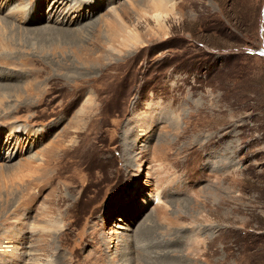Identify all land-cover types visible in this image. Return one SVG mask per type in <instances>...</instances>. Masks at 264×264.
Returning a JSON list of instances; mask_svg holds the SVG:
<instances>
[{
	"label": "rangeland",
	"instance_id": "rangeland-1",
	"mask_svg": "<svg viewBox=\"0 0 264 264\" xmlns=\"http://www.w3.org/2000/svg\"><path fill=\"white\" fill-rule=\"evenodd\" d=\"M70 1L0 0V264H264V0Z\"/></svg>",
	"mask_w": 264,
	"mask_h": 264
},
{
	"label": "bare ground",
	"instance_id": "bare-ground-1",
	"mask_svg": "<svg viewBox=\"0 0 264 264\" xmlns=\"http://www.w3.org/2000/svg\"><path fill=\"white\" fill-rule=\"evenodd\" d=\"M2 1V3L3 2H7L8 3V0H1ZM71 2V6H73V7H76V6H78L79 4L76 2V1H74V0H71L70 1ZM60 3H62V2H60ZM79 8V7H78ZM78 10V9H77ZM21 12V11H20ZM172 13H174V9L173 8H171V6H169V5H163V4H160L157 8H156V11H154L153 12V16H154V18L157 20V22H159V25H158V27H160V28H162V29H164L165 28V22H166V20H167V18L169 17V16H171V14ZM7 15H11V14H7ZM24 20V19H23ZM156 22V23H157ZM3 23V25L5 24L4 22H2ZM2 25V24H1ZM3 27V26H2ZM5 28H6V26H4ZM157 27V28H158ZM160 28H159V30H160ZM167 29V28H166ZM6 30V29H5ZM133 31H135V32H133L134 34L136 33V29L135 30H133ZM164 31H165V29H164ZM163 33V32H162ZM166 33V32H165ZM164 33V34H165ZM137 34V33H136ZM136 34L135 35H133V36H136ZM138 35L140 36V34L138 33ZM139 36H136V37H139ZM136 39L137 38H135L134 39V37H133V40H135L134 42H136ZM139 39V38H138ZM133 42V41H132ZM133 44V43H132ZM140 44H144V41H140V39L137 41V43H136V46L137 45H140ZM25 89V91L23 92H20V91H18L17 89H16V91H15V93H17L16 94V96L17 97H21V96H23L24 94H32V91H34V89H33V87L31 86V85H29V86H26V87H24ZM12 98V96H10V94H9V91H8V89L6 88V87H2V88H0V107L2 108L4 105L6 106V107H4V109H3V112H5V111H8V109L10 108V104L8 105L7 103L8 102H11L12 100H10ZM16 99H19V98H16ZM7 104V105H6ZM8 106V107H7ZM10 129V135H11V137H14L15 136V133L16 132H23L25 129H20V128H18V127H14V128H9ZM16 131V132H15ZM23 133H25V131L23 132ZM18 144V143H17ZM18 146V145H17ZM18 150V149H17ZM61 230V228L59 229V231ZM10 250V249H9ZM27 255V254H26ZM29 255V254H28ZM27 257V256H26ZM26 261H28V262H30V264H45V263H42L41 261H39V260H37V259H34V258H29V259H27V258H25V260H24V262H26ZM46 264H55L54 262H52L51 260L49 261L48 260V262L46 263ZM112 264H116L115 262H112Z\"/></svg>",
	"mask_w": 264,
	"mask_h": 264
}]
</instances>
